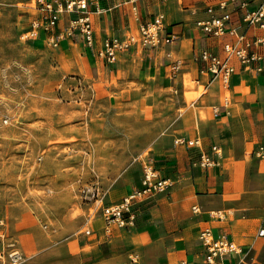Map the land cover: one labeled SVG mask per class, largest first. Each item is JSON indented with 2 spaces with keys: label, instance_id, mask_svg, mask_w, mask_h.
<instances>
[{
  "label": "crops",
  "instance_id": "1",
  "mask_svg": "<svg viewBox=\"0 0 264 264\" xmlns=\"http://www.w3.org/2000/svg\"><path fill=\"white\" fill-rule=\"evenodd\" d=\"M250 1L252 8L263 2ZM218 2L99 0L90 6L94 46H89L76 30V42L85 45V54L95 60L99 72L103 69L112 78L120 76L123 84L143 81L138 77L142 74L155 80L157 76L170 75V88L181 92L178 100L173 97L177 107L170 108L173 117L169 116L166 127L153 135L156 138L147 156L139 158L141 164L133 175L135 190L142 188L143 165L150 163L162 176L170 177L173 185L167 192L139 200L134 207L135 223L126 227L108 232L102 210L94 214L83 243L75 252L76 264H122L133 251L140 253V264H172L179 260L208 264L199 238L205 226L213 227L216 234L228 233L244 248L242 254L219 257V264H241L242 260L264 263V236L259 233L264 228V158L253 154L264 144V46H259L263 54L260 61L244 64L236 57L230 59L235 71L229 86L220 78L204 74L206 63L198 57L201 49L225 56L224 43L230 39L228 35H207L196 24L207 18L208 7ZM228 9L229 26L238 33L246 31L242 23L244 9L234 4ZM161 12L165 13L166 32L177 34L171 43L156 48L136 44L122 52L114 63L99 56L107 37L126 38L138 32L142 22ZM79 16V12L62 13V26L58 22L55 32H64L70 20ZM255 33L264 35V28H257ZM176 58L184 63L177 79L172 81V61ZM187 73L192 74L202 90L191 107L183 97L184 83H179ZM182 106L187 108L186 112L176 114ZM182 138L198 139L200 143L189 146L181 142ZM202 153L210 156L211 165L198 164ZM103 201L105 205L112 204ZM219 212L225 217H219ZM85 244L92 246L87 256L81 250ZM60 245L45 248L35 256L30 252L22 264H65L48 259L58 253Z\"/></svg>",
  "mask_w": 264,
  "mask_h": 264
},
{
  "label": "rangeland",
  "instance_id": "2",
  "mask_svg": "<svg viewBox=\"0 0 264 264\" xmlns=\"http://www.w3.org/2000/svg\"><path fill=\"white\" fill-rule=\"evenodd\" d=\"M38 6L0 0V216L22 262L61 244L48 259L76 264L95 200L117 203L135 191L139 158L170 122L181 92L170 88V75L123 84L99 72L74 33L62 34L58 46L51 38L59 33L32 35ZM187 74L179 83L191 107L202 90ZM91 248L81 250L87 256Z\"/></svg>",
  "mask_w": 264,
  "mask_h": 264
},
{
  "label": "built area",
  "instance_id": "3",
  "mask_svg": "<svg viewBox=\"0 0 264 264\" xmlns=\"http://www.w3.org/2000/svg\"><path fill=\"white\" fill-rule=\"evenodd\" d=\"M99 0H37L41 11V16L32 24L30 30L32 35H36L38 30L53 33L56 30L64 11L79 12L80 16L70 20L64 32L52 35L51 43L58 46L62 34H75L79 30L83 39L89 46H94L95 35L93 20L91 18L90 6ZM136 2L137 0H125ZM250 0H219L218 4L210 5L207 9L209 16L199 19L197 26L207 35L223 37L230 36L224 43L225 56L213 53L207 48H202L199 59L206 63L202 72L212 79L220 78L225 86H229L231 76L235 71V66L230 63L232 57L238 58L242 63H252L263 59V54L259 51V46H264V35L255 33L257 28H264V0L257 7L250 6ZM238 5L244 9L242 23L247 30L238 33L235 28L229 26L231 12L229 6ZM252 30V31H250ZM175 32H166L165 13L157 14L153 19L142 22L138 32L129 34L126 38L107 37L103 47L99 50V56L110 63L119 59L122 52L131 49L138 44L142 47H160L169 44L177 37ZM26 37V33H25ZM184 61L176 58L172 61V71L175 78L178 77ZM217 110V109H216ZM9 120L6 119L5 122ZM182 143L189 146L198 145V139L187 140L182 138ZM254 155L264 158V144L260 145ZM213 160L207 154L202 153L198 164L209 166ZM142 188L136 189L117 203L105 205L103 198L95 200L94 214L102 210L106 220V229L111 232L115 227H126L134 224L136 220L135 205L139 200L152 197L156 194L167 192L173 185L170 177L162 176L160 171L150 163H144L141 176ZM198 211V207L194 206ZM219 217L224 218L225 214L218 213ZM5 218L0 216V264H20L23 261V254L19 248L18 241L7 235ZM89 232V231H88ZM260 235L264 236V228H261ZM202 246L206 252L205 259L208 264H219L218 258L225 257L232 253L242 254L244 248L242 244L234 240L228 233L216 234L213 227L205 226L200 234ZM141 255L138 251H133L126 262L122 264H140ZM172 264H188L187 260H179ZM241 264H264L261 262L241 261Z\"/></svg>",
  "mask_w": 264,
  "mask_h": 264
},
{
  "label": "bare ground",
  "instance_id": "4",
  "mask_svg": "<svg viewBox=\"0 0 264 264\" xmlns=\"http://www.w3.org/2000/svg\"><path fill=\"white\" fill-rule=\"evenodd\" d=\"M188 75V74H187ZM186 76V75H185ZM191 82V79L190 80H187V83L189 84ZM195 82V81H194ZM186 83V82H185ZM192 85H194V84H192ZM194 92V91H193ZM187 93V96L188 95H192V96H194L193 94H188V92H186ZM195 96H196V94H195ZM191 98V97H190ZM203 109V108H202ZM203 112V111H202ZM123 143V142H122ZM235 226V225H234ZM237 226V225H236Z\"/></svg>",
  "mask_w": 264,
  "mask_h": 264
}]
</instances>
